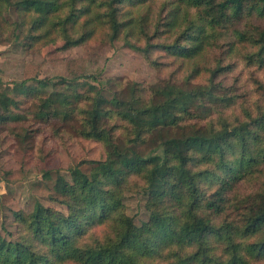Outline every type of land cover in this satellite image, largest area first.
I'll return each mask as SVG.
<instances>
[{
    "label": "trees",
    "instance_id": "trees-1",
    "mask_svg": "<svg viewBox=\"0 0 264 264\" xmlns=\"http://www.w3.org/2000/svg\"><path fill=\"white\" fill-rule=\"evenodd\" d=\"M0 34L31 48L123 41L172 68L158 83L112 91L24 81L14 94L68 84L41 98L32 121L0 91V128L26 122L30 135L77 119L76 134L106 150L89 173L80 164L57 177L49 201L60 209L37 202L14 214L0 264H264V184L238 192L264 178V0H0ZM238 67L249 93L240 73L228 79ZM134 177L141 224L126 204Z\"/></svg>",
    "mask_w": 264,
    "mask_h": 264
},
{
    "label": "rangeland",
    "instance_id": "rangeland-1",
    "mask_svg": "<svg viewBox=\"0 0 264 264\" xmlns=\"http://www.w3.org/2000/svg\"><path fill=\"white\" fill-rule=\"evenodd\" d=\"M172 68L157 67L146 58L124 45L123 41L113 44L91 41L84 46L64 48L63 42L46 47H29L27 41L10 39L0 34V77L3 85L0 91L16 95L20 102L19 113L31 121L36 105L58 87L50 86L46 93H15L16 85L28 80L45 78L60 83L79 80L100 85L108 90L120 89L126 82L158 83L171 76ZM241 75H240V74ZM239 76L246 88L240 94L252 89L250 80L243 67L228 75L230 82ZM92 76L93 78H86ZM264 78V75L261 76ZM251 92V91H250ZM247 93V94H248ZM248 99V97H247ZM244 101V98L240 101ZM239 110L235 111L238 112ZM50 121L41 130L37 127L28 133L27 123H13L0 128V234L16 238L14 214L18 211L31 212L37 202L60 209L49 201L52 185L59 175L69 177L71 169L81 164L85 173L91 170L92 161L106 158L105 147L98 141L76 134L74 125L78 121ZM126 195L128 214L135 216L136 223L147 220L146 199L139 192L140 178ZM264 184V178L245 181L238 189L241 197L255 193Z\"/></svg>",
    "mask_w": 264,
    "mask_h": 264
}]
</instances>
